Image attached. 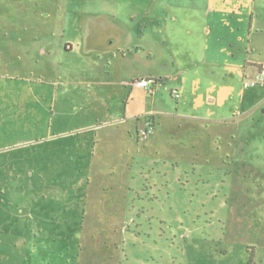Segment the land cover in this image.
Returning <instances> with one entry per match:
<instances>
[{
	"label": "rangeland",
	"instance_id": "1",
	"mask_svg": "<svg viewBox=\"0 0 264 264\" xmlns=\"http://www.w3.org/2000/svg\"><path fill=\"white\" fill-rule=\"evenodd\" d=\"M251 12L264 32V0H0V264H264Z\"/></svg>",
	"mask_w": 264,
	"mask_h": 264
},
{
	"label": "crops",
	"instance_id": "2",
	"mask_svg": "<svg viewBox=\"0 0 264 264\" xmlns=\"http://www.w3.org/2000/svg\"><path fill=\"white\" fill-rule=\"evenodd\" d=\"M240 18H243V21L245 22V17H240ZM249 25H248V28L247 30H249V32L247 33V45L249 43V47L248 48H251L253 51L254 50H259V43L258 42V39L260 38V36L264 34V32H252L253 30V25L255 23V16L253 15V12H251L249 14V18H248V22H247ZM245 25L247 24H242L240 26V30L243 31V34H244V31H245ZM253 41H254V46H253ZM70 50H72V47L71 45H66V48H65V51L66 52H69ZM138 50V48H136V51ZM44 55H46V52H43ZM254 53V52H253ZM248 54V52H247ZM121 56H125L124 55V52H122ZM248 56H250V54H248ZM262 61L258 62V61H254L252 62L251 66L250 67H253L254 65L258 67V71H259V75L263 77L264 79V66L263 64L261 63ZM250 65L249 63V60L246 61V68H248ZM254 66V67H255ZM6 80H8L7 78H5ZM135 79V80H139V79H143L142 76H140L138 79H136V77H131L129 78V83H131V81ZM9 82L11 83H15L17 82L18 84L17 85H12L10 84V88L12 91L15 92V96H16V101L18 103H22L23 102V96L25 94H27V97L26 99L28 100L30 98V93L34 94V96H39L37 99H35V102L38 106L40 107H44V110L46 109V106L48 107V101L50 100V95H49V92H50V84L46 83V82H42L43 80L40 79L39 81H32V80H25V79H9L8 80ZM128 83V86H131L130 84ZM38 87V92L35 94L34 91L35 88ZM13 88H16V89H13ZM47 96V97H46ZM8 99L5 98V92L3 93H0V112L3 111V114H7L10 112V108H8V105L9 103L7 102ZM36 111V109H35ZM46 112V111H45ZM25 113H34V109H19L16 111V113H14V116L16 118H20L21 116H24ZM147 115H137L135 116V119L137 118H140V117H145ZM141 120H143L144 118H140ZM141 120H136V123L140 125V121ZM44 122L46 123L47 122V117L45 118ZM50 134V130H49V127H48V123H47V134L46 135H49ZM22 141L19 140L17 142H12V144H20Z\"/></svg>",
	"mask_w": 264,
	"mask_h": 264
},
{
	"label": "built area",
	"instance_id": "3",
	"mask_svg": "<svg viewBox=\"0 0 264 264\" xmlns=\"http://www.w3.org/2000/svg\"><path fill=\"white\" fill-rule=\"evenodd\" d=\"M262 81L264 82V79H262ZM246 83L247 82L245 81L244 83L245 87L247 86L255 87L257 85V82L255 81L250 83L249 85ZM152 84L156 85L154 81L149 80V79H139V80H136L134 83V85L137 86L138 88L146 89V90H150L152 88ZM149 125L150 123H147V121L143 119V126H149Z\"/></svg>",
	"mask_w": 264,
	"mask_h": 264
},
{
	"label": "trees",
	"instance_id": "4",
	"mask_svg": "<svg viewBox=\"0 0 264 264\" xmlns=\"http://www.w3.org/2000/svg\"><path fill=\"white\" fill-rule=\"evenodd\" d=\"M165 81V79L163 80V81H161V83H162V85H164V82ZM157 82L158 81H156V83L155 84H157ZM139 120H141V119H139ZM144 120H146L147 121V123H153V121H154V119H153V117L152 116H146V117H144Z\"/></svg>",
	"mask_w": 264,
	"mask_h": 264
}]
</instances>
